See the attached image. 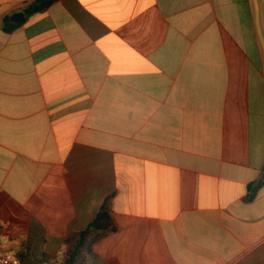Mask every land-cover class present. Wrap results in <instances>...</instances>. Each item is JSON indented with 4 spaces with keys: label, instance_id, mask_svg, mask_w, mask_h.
Listing matches in <instances>:
<instances>
[{
    "label": "crops",
    "instance_id": "0c3cea01",
    "mask_svg": "<svg viewBox=\"0 0 264 264\" xmlns=\"http://www.w3.org/2000/svg\"><path fill=\"white\" fill-rule=\"evenodd\" d=\"M34 1L0 0V253L114 194L73 264H264V0Z\"/></svg>",
    "mask_w": 264,
    "mask_h": 264
},
{
    "label": "trees",
    "instance_id": "16d2710c",
    "mask_svg": "<svg viewBox=\"0 0 264 264\" xmlns=\"http://www.w3.org/2000/svg\"><path fill=\"white\" fill-rule=\"evenodd\" d=\"M54 0H36L24 8L25 13L41 12ZM114 194L105 198L93 220L82 231L72 234L66 241V249L59 259L52 264H73L76 260L92 256L93 244L101 237L114 231L111 218L112 198Z\"/></svg>",
    "mask_w": 264,
    "mask_h": 264
},
{
    "label": "built area",
    "instance_id": "2783aa9c",
    "mask_svg": "<svg viewBox=\"0 0 264 264\" xmlns=\"http://www.w3.org/2000/svg\"><path fill=\"white\" fill-rule=\"evenodd\" d=\"M0 264H21L20 259L11 252L0 253Z\"/></svg>",
    "mask_w": 264,
    "mask_h": 264
},
{
    "label": "water",
    "instance_id": "95a60500",
    "mask_svg": "<svg viewBox=\"0 0 264 264\" xmlns=\"http://www.w3.org/2000/svg\"><path fill=\"white\" fill-rule=\"evenodd\" d=\"M13 20L16 22V23H20V22H23L24 21V15L22 13H16L13 17Z\"/></svg>",
    "mask_w": 264,
    "mask_h": 264
}]
</instances>
